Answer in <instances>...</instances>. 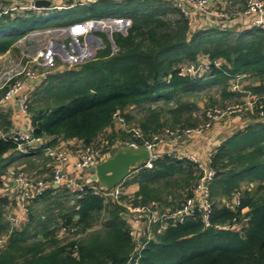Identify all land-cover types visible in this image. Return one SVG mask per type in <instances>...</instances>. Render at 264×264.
Masks as SVG:
<instances>
[{
  "label": "trees",
  "instance_id": "trees-1",
  "mask_svg": "<svg viewBox=\"0 0 264 264\" xmlns=\"http://www.w3.org/2000/svg\"><path fill=\"white\" fill-rule=\"evenodd\" d=\"M18 3L0 0V7ZM170 11L177 17L167 18ZM43 12L17 9L0 14V56L38 28L103 17L130 20L125 33L113 31L108 38L97 32L103 45L77 69L49 75L39 87L44 93L38 95V88L30 91L27 115L32 137L39 141L30 148L38 150L34 156L46 171L50 161L41 155L45 146L71 139L81 146H98L103 137L109 144L125 139L128 134L116 127L114 113L149 139L165 128L181 132L197 127L207 120V108L243 103L248 93L264 102V29L191 28L168 0H98ZM204 60L209 66L201 70ZM188 65L197 70L185 71ZM237 74L244 75L240 83L247 84L233 90L228 81ZM214 86L215 95L206 92ZM6 89L0 90V96ZM215 96L224 103L216 106ZM41 100L44 105H39ZM200 103L201 119L196 115ZM236 115L249 121L210 156L215 175L210 183L209 225L200 218L186 219L158 230L155 223L153 236L142 237L147 242L137 252L138 242L129 233L131 221L122 216L125 209L117 201L88 190L71 196L64 188L49 186L31 201L49 200L48 206L55 204L57 209L49 206L33 221L28 205L27 222L9 232L4 217L11 201L4 194L0 195V234L8 237L0 246V264H133L136 256L138 264H264V117L256 108ZM8 116L0 109V128L6 131L12 127ZM15 148L11 140L0 139V188L10 164L3 162L4 154H17L14 160L31 167L36 162ZM197 178L195 163L163 154L151 168H132L122 182L138 185L133 205L152 203L151 209L163 210L179 207L191 195ZM238 190L242 198L232 209L222 199ZM235 222L238 229L219 227ZM66 231L74 237L63 236Z\"/></svg>",
  "mask_w": 264,
  "mask_h": 264
},
{
  "label": "built area",
  "instance_id": "built-area-1",
  "mask_svg": "<svg viewBox=\"0 0 264 264\" xmlns=\"http://www.w3.org/2000/svg\"><path fill=\"white\" fill-rule=\"evenodd\" d=\"M37 0H25V3L20 1L18 5L1 8V13H6L8 10H35L40 12L42 7H37L35 2ZM49 6L43 9H62L74 5H82L94 3L98 0H72V3L67 4L66 0H51ZM121 2L124 0H113ZM180 14H183L191 28H207L211 26H218L222 29L228 30H243V29H264V0H168ZM42 9V10H43ZM13 14V12L11 13ZM43 52L39 51L38 56H42ZM30 61V62H29ZM33 63L34 60H29ZM201 70L207 69L209 61L204 60L201 64ZM197 68L193 65H188L185 71L195 72ZM19 75H22L20 77ZM44 76V72H39L31 66H25L23 70L17 73L15 79L12 80L9 87L3 95L0 96V104H4L9 100H15L19 111L27 115L28 103L30 101V87L33 82ZM244 75L237 74L234 76L231 88L238 90V81ZM20 77V78H19ZM11 78V79H12ZM10 79V80H11ZM231 80V81H232ZM4 83V82H3ZM0 84V90L4 88V84ZM247 96H253L249 101L245 100ZM244 97L243 103H236L227 105L224 108H207L205 115L207 120L193 128H187L183 131L164 129L163 133L155 134L152 138H145L141 130L136 126H130L118 113H114L116 118V127L125 131L128 136L123 140H116L109 144L108 140L103 137L100 139L98 146L86 145L80 146L77 154L73 158L70 147L64 141H59L54 146L43 147L44 155L49 158L51 166V180L45 181L41 177H33L23 169H11L6 178L15 184L14 205L17 213L11 212L7 215L9 226L17 227L27 221L28 203L32 198L41 195L49 186L64 188L71 196L76 193H84L87 190L95 195H100L105 199H112L117 201L126 211L131 212L126 217L131 221L130 234L135 241L138 242L136 248L137 252L143 248L147 241H142V237L147 240L153 236L154 224L159 225V229H165L167 226H175L184 222L186 219L200 218L205 225H209V218L212 211V200L210 195V183L214 178L215 171L209 166L210 156L214 152L210 150L205 158H200L196 154L184 153L178 154L169 152L167 150L156 149L163 144L167 138L180 137L182 134H200L205 129H208L214 120L225 115H234L242 112V110L256 108L257 113L264 117V102L258 100V97L253 94H247ZM0 139L11 140L15 143V150L20 153L30 152L29 147L32 143L38 142L32 137V128L20 127L3 130L0 128ZM118 146H126L131 148L143 147L150 151V157L140 166L144 168H151L152 161L163 154L171 155L175 158H186L195 163L198 168V178L192 187V193L183 199L179 207L151 209L147 206L133 205V195H131L123 185V180L110 189H105L103 185L98 182L88 180V175L85 170L94 166L96 163L111 155V153ZM107 148L106 151L103 150ZM73 158V159H72ZM83 173V174H82ZM82 174V175H81ZM122 196H125L123 199ZM242 198L241 191H236L232 196L226 200L230 208L235 209L240 204ZM14 210V208H13ZM246 208L242 209L245 212ZM124 213V212H123ZM125 214V213H124ZM240 224L235 222L233 224L221 225V228L238 229ZM8 234H0V246L4 245ZM133 264H138V256H136Z\"/></svg>",
  "mask_w": 264,
  "mask_h": 264
},
{
  "label": "rangeland",
  "instance_id": "rangeland-1",
  "mask_svg": "<svg viewBox=\"0 0 264 264\" xmlns=\"http://www.w3.org/2000/svg\"><path fill=\"white\" fill-rule=\"evenodd\" d=\"M22 1V3H25V0H17ZM44 7H42L43 9ZM47 11L48 9H43ZM43 12V13H44ZM177 17V14L173 12H169L167 14V18L174 19ZM130 25V20L126 17L118 18V17H103L101 19H88L81 23H77L70 26H47L44 28H38L35 30H32L25 34L21 39L18 40V42L15 45V48H12L2 54L0 56V84H4V87H9L12 80L15 79L12 78L17 73L21 72L25 66H31L35 68L39 72H44V76H40L39 79H37L35 82L31 84V87L29 88L30 91H34L37 88L39 89L38 95L41 93H44V88H39L40 85L47 80V77L49 75L55 74L60 72L64 69L74 68L77 69L81 63H83L86 59L91 57L95 50L103 45L102 37L97 34V32H102L106 34L108 38H110L111 33L113 31H119L122 33H125L127 27ZM39 51L43 52L42 56H38ZM29 60H34L33 63H29ZM29 61V62H28ZM40 69H43L40 71ZM22 77V75H19ZM19 77V78H20ZM12 78V79H11ZM23 78V77H22ZM11 79V80H10ZM230 79L228 83L234 82L235 79ZM238 81L236 88H241L240 81ZM243 84H247L245 80H242ZM241 82V83H242ZM218 89L217 86L210 87L207 89L206 92L209 94L215 95L216 90ZM203 91V93H206ZM216 97L217 105H221L224 102L221 97ZM245 100H250L253 98V96H247L245 97ZM44 105V100H41L39 105ZM235 104V103H232ZM231 105V104H229ZM201 109L196 113L198 118L201 117V111H202V103H200ZM220 109V107H217ZM238 116L236 114L234 115H225L221 118H218L217 120H214L215 122H221L225 118ZM207 118V116H206ZM215 148V147H214ZM214 148H212L214 150ZM211 149V151H212ZM45 157V155H42ZM17 167V166H15ZM13 168L10 167L8 170H4L5 177L6 174L11 169H22V168ZM131 176V175H130ZM129 178V177H128ZM5 183H4V182ZM3 185L6 187L3 191L0 189V195L3 196L4 193H8L7 191H10L12 188L11 182L5 178V180H2ZM1 183V184H2ZM16 191V189H15ZM3 194V195H2ZM15 194V193H14ZM10 195V194H9ZM8 195V196H9ZM62 200V199H61ZM68 200V199H67ZM71 200V198H70ZM74 202V199H72ZM48 200H40L39 202H33L30 201L28 204L31 206V212L33 214V221L37 219L39 215L46 214V210L49 209V206L54 210L57 209L55 207V204H50L48 206ZM64 204V203H63ZM69 204L66 202L65 205ZM10 207L9 210H7V214L5 215L4 219L5 222L7 220L8 213L15 212L17 209L15 208V205H11L9 203L8 205ZM153 204H148L147 207L151 208ZM14 208V210H13ZM159 210V209H158ZM30 212V211H28ZM28 212L26 214L28 218ZM125 214L130 215L131 212L124 210ZM17 213V211H16ZM132 214V213H131ZM127 218V217H126ZM27 222V221H26ZM23 226V225H22ZM20 227V229L22 228ZM29 231L31 232L33 229V223L30 225ZM17 227H11L8 225V231L11 232ZM63 236H67L69 239L73 238L74 235L72 232L66 231Z\"/></svg>",
  "mask_w": 264,
  "mask_h": 264
},
{
  "label": "crops",
  "instance_id": "crops-1",
  "mask_svg": "<svg viewBox=\"0 0 264 264\" xmlns=\"http://www.w3.org/2000/svg\"><path fill=\"white\" fill-rule=\"evenodd\" d=\"M241 2H244V0H242ZM240 84H241V88L243 85H246L245 83L243 84V82ZM0 109L4 113L8 112V115H9L8 118L10 119L11 125H12L11 128H14V127L20 128V127L29 126L28 115H25L19 111L15 100L12 99V100L5 102L4 104H0ZM248 121H249L248 117H242V116H233V117L225 118L220 123L214 122L208 129H205L200 134H190V135L182 134L180 137H177V138L176 137L167 138L166 141L163 144H161L156 150L157 151L167 150L169 152L178 153V154H184V153L189 152L192 154H196L200 158H205V156L209 153V151L212 148L219 145L228 136H230L233 133V131L242 127ZM38 142L32 143L31 146H35L36 144H39ZM64 143H67V146L70 147L69 149L71 150V153H72L71 155L74 158L75 155L77 154V150L80 149L81 142L76 139H71L68 141H64ZM29 150L30 152L26 154L31 155L30 157H33L32 159L37 162L33 164L34 165L33 167L27 165L25 162H19L16 159L14 160V157L17 154L8 152L3 155V162H7V163L10 162V164L6 166L5 171L8 170L10 167L14 168L15 166H17L15 168H18V167L22 168L29 175L33 177L44 178V180L49 182L51 180V166L46 171L45 167L42 168L40 165H38V163L40 162V159H36L34 156L36 155L35 153L38 150H35V149L31 150L30 147H29ZM41 155H44V152ZM10 160H13V161H10ZM49 165H50V162H49ZM4 175H5V172H4ZM5 178L6 177L3 176L1 179L5 180ZM11 185H12V188L10 189V191H7L9 192L10 195L6 192L4 194H7V196L9 195L8 198L11 201L10 203L11 205L12 204L14 205L13 201H14V193H15V184L11 183ZM124 187L131 195H133V198H134V193L138 190V185L130 184ZM5 188L6 187L3 185V187L0 189L1 191H3ZM70 203H73L72 199L70 200Z\"/></svg>",
  "mask_w": 264,
  "mask_h": 264
},
{
  "label": "water",
  "instance_id": "water-1",
  "mask_svg": "<svg viewBox=\"0 0 264 264\" xmlns=\"http://www.w3.org/2000/svg\"><path fill=\"white\" fill-rule=\"evenodd\" d=\"M67 4L72 0H66ZM49 0H37V7L49 6ZM150 157V151L143 147L131 148L118 146L111 155L105 157L94 166L85 170L88 180L95 181L103 185L105 189H110L121 182L132 168L143 164ZM126 218V214L122 213Z\"/></svg>",
  "mask_w": 264,
  "mask_h": 264
}]
</instances>
